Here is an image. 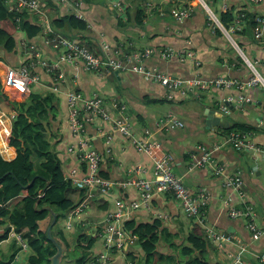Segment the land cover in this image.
Masks as SVG:
<instances>
[{
	"label": "built area",
	"instance_id": "2783aa9c",
	"mask_svg": "<svg viewBox=\"0 0 264 264\" xmlns=\"http://www.w3.org/2000/svg\"><path fill=\"white\" fill-rule=\"evenodd\" d=\"M2 1L10 12L28 13L48 21V27L39 34L41 45L26 37L18 41L16 50L20 61L16 66L7 65L0 80L3 92L11 101L15 102L20 97L24 102L46 85L50 93L66 102L67 122L73 136V142L67 147L66 153L74 156L80 167L68 169L65 181L78 190L81 196L76 207L64 219L65 231L73 234L79 229L78 234L95 236L96 241L89 250V263L111 264L116 255H121L128 260L127 264H140L134 256L138 239L127 232L125 222L138 210H150L156 195L170 194L180 204L185 216L202 228L208 241L219 249L237 246L240 251H228L229 260L232 264H244L248 245L235 234L220 231L211 224L207 210L218 197L222 209L226 210L231 219L245 222L254 241L264 238V219L246 189L243 173L230 172L217 158V153L229 144L238 153L247 152L252 155L253 173L261 171L264 165V144L256 141L257 128L233 130L222 143L216 141L213 145H198L189 154V172L199 169L210 171L213 176L221 178V191L217 194L209 188L191 190L185 185V177L175 173L171 154L155 138L154 132L144 129L142 136L136 133L131 108L126 100L117 96L109 97L99 91L88 94L81 88L80 81L82 73L98 77L135 74L145 82L162 85L168 92L169 100H175L178 95L189 97L190 94L196 99H202L203 94L212 91H230L229 95L220 99L215 113L224 118L231 116L234 112L231 106L235 110L244 111L247 106L257 103L255 94L264 91V0H143L141 7L151 17L156 12L165 15L170 11L183 47L179 49L168 46L160 51L149 47L131 53H126L123 46H114L104 34L98 40L99 48L93 49L89 45L90 40L84 35H63L52 26L50 13L59 8H66V14L89 24L87 5L91 3L87 0ZM105 1L118 12L126 14L128 4L125 0ZM198 9L207 17L209 32L213 36L222 37L226 43L223 66L229 72H246L244 77L228 74L205 77L200 72L202 61L198 57L196 44L189 35H184L185 23ZM225 16L230 17V20L222 21ZM41 46L51 48L55 58L45 56ZM155 55L168 62L191 65L195 69L193 76L183 78L158 67H150L148 60ZM0 63L4 62L0 60ZM260 108L264 117V106ZM16 117L17 113L13 110L9 113L0 109V118L10 124V130L6 131L9 143ZM156 125L155 132H170L174 128L185 127L175 112L159 119ZM89 127L96 128L105 137L104 153L99 152L93 139L88 137ZM117 135L130 140L139 153L149 156L153 163L152 179L147 178L148 170L141 164L128 168L127 179L121 183L103 177L102 164L106 158L115 155ZM130 188L137 194L135 199L128 202L123 197L115 198L112 208L100 221L85 217L96 202L106 201L110 204L114 193ZM39 197L43 198L44 194ZM159 218L168 219L165 215ZM11 229L15 232L21 251L31 250L23 232H17L14 226ZM258 260L264 264V253L258 256Z\"/></svg>",
	"mask_w": 264,
	"mask_h": 264
},
{
	"label": "crops",
	"instance_id": "0c3cea01",
	"mask_svg": "<svg viewBox=\"0 0 264 264\" xmlns=\"http://www.w3.org/2000/svg\"><path fill=\"white\" fill-rule=\"evenodd\" d=\"M93 3L87 5L88 17L90 22L88 28L84 31H71L68 28L60 31L63 35H76L77 33L84 35L90 40L89 45L93 49H98V40L101 34H104L107 39L114 46H123V50L126 53L135 51L145 50L146 48L153 47L155 50L160 51L165 47L172 46L175 48H182L183 42L177 34V26L172 18V15L167 12L165 15L154 13L151 17L142 7L143 0H125L128 4V9L125 13H120L115 10L105 0H92ZM172 5V4H171ZM170 7V6H169ZM139 8L144 10L142 20L138 23L140 15ZM168 8L165 9L167 11ZM66 8H59L57 11L50 13L51 22L57 17L66 15ZM68 15V14H67ZM35 20H39L42 24L43 30L48 27V22L44 18L38 16L34 17ZM44 19V21H43ZM138 19V20H137ZM128 20V21H127ZM36 23V22H35ZM207 17L205 13L198 9L192 18H190L184 25V35H189L195 42L198 57L202 61V68L200 72L205 77L219 76L222 74H228L235 77H244L246 72H229L227 68L223 66V58L226 52V43L222 37L213 36L207 26ZM25 34L21 33L18 37V41L25 38ZM17 38V37H16ZM31 41L40 42L41 35L35 37ZM45 56L55 58L51 48L41 46ZM0 60L4 63H0V78L4 74V70L7 65L16 66L20 61V55L17 50L13 53L0 52ZM150 67H158L165 72L172 73L175 76L190 78L193 76L195 69L191 65L179 64L177 62H168L162 60L158 55L151 57L148 60ZM39 72H42L39 70ZM114 81H117V85H114ZM81 88L91 94L95 91H99L103 95L112 97L117 96L121 99L126 100L131 108L133 115V124L136 133L142 136L144 129H150L154 132L156 139L161 141L165 146L168 153L171 154L174 162V170L178 176H184V182H189L185 185L191 190H198L200 188H209L214 193L221 191V178H217L206 169H199L195 172H189V154L194 152L196 147L200 144L213 145L216 141L222 143L228 133L221 132L220 130H226L224 127H214L212 134H208V139L199 141L196 144L191 143L188 140V135H180L174 128L170 132H155L156 123L159 119L165 117L159 113H149L147 106L149 104H167L171 103L172 100L167 99V90L158 83L145 82L141 77L135 74H120L111 77H98L94 74H81ZM121 90V92H120ZM36 93L48 94L49 86H42ZM230 91L216 92L212 91L203 96H210V102L208 111H213L216 116L215 110L219 107L220 99L224 96L229 95ZM202 96V98H203ZM257 97V103L249 105L244 111L234 110L231 116L225 119L230 122V127L236 123H246L257 129L256 141L264 144V117L260 107L264 106V91H260L255 94ZM196 99L192 94L189 97H182L181 103L187 99ZM16 98V101H21ZM59 100V112L56 119L52 118L51 124L47 129V136L50 140L55 137L54 149L58 152L64 171L67 172L70 168L80 167L75 157L67 154L66 150L69 145L73 142V136L68 126V109L64 99L58 98ZM151 100H158L161 103H150ZM202 100V99H197ZM23 102V99H22ZM173 104V103H171ZM10 113L11 108L2 105ZM174 110V109H173ZM170 110L169 113L175 112ZM203 111L200 114L197 111H191L188 116L178 117L185 123V127L182 129H190V136H197L199 133H203L204 130H208L204 123L205 113ZM168 113V114H169ZM167 114V115H168ZM202 124L199 127V124ZM110 129V128H109ZM218 129V131H217ZM209 130V131H210ZM220 131V132H219ZM219 132V133H218ZM53 134V137H52ZM216 134L221 135V140L216 138ZM88 137L93 139L95 148L101 152H105V137L94 127H89L87 130ZM173 139L171 145L165 141V136ZM10 152L4 153L0 149L2 157L7 161H13L18 156L17 149L8 144ZM217 158L219 162L225 165L230 172L241 171L243 173L246 189L252 201L255 203L261 218L264 219V165L261 171L257 173L252 172V155L250 153H238L229 144L225 145L218 153ZM138 164L145 166L148 170L147 178H153V163L149 156L139 153L133 146L130 140L123 136L117 135L115 138V155L112 158H106L102 164L101 174L109 175L112 180L117 183H121L127 179L126 170L134 167ZM67 196L74 202H77L81 196L80 192L75 188H70L67 191ZM117 197H123L128 202L135 199L137 194L133 188H130L124 192L117 191L114 193V197L111 198L112 204L114 199ZM106 201H98L92 205L89 212L85 215L88 220L100 221L102 220L107 210H102L100 207ZM109 208V209H111ZM47 209H51L58 214L55 207L48 206ZM208 219L211 224L217 227L220 231H227L235 234L245 244L246 255L244 264H260L258 256L264 253V238L259 241H254L251 233L247 230L246 224L240 219H231L226 210L222 209L221 200L217 197L211 206L208 208ZM165 215L168 219L159 218V216ZM59 216V214H58ZM52 218V213L49 216ZM130 219L137 221L138 223H154L156 220H160L162 223L161 235L162 240L159 243V252L162 255L161 264H170L172 259L179 262H186L191 264L192 260L189 257L183 258L180 249L183 246L188 245V237L194 233L197 229L202 228L196 224L193 220L188 219L182 211L180 204L170 194H158L154 197L152 202V208L150 210L141 209L134 212ZM158 220V221H159ZM59 222V221H58ZM57 222V223H58ZM59 224H55L52 228V232L58 234L56 238L60 240ZM6 226H0V234L4 233ZM40 230L42 231L41 227ZM67 241L71 247L67 251H71L76 245L75 240L77 236L69 234L67 231L64 232ZM206 237V236H205ZM173 239L172 243L169 241ZM207 240V239H206ZM64 241V240H63ZM208 241V240H207ZM65 242V241H64ZM209 242L208 250V264H232L228 257V251H240L237 246H229L226 249H219L213 242ZM66 243V242H65ZM170 244H176L177 249L173 250L170 248ZM67 245V244H66ZM68 247V245H67ZM134 256L139 260L140 264L144 261V252L141 247L135 244ZM67 253V252H66ZM65 253V254H66ZM88 254L90 252L88 251ZM33 255V251L29 250L21 251L15 232L9 233L8 237L0 242V261H4L6 264H29V258ZM90 255H88V259ZM128 260L121 255H116L113 258L111 264H127ZM62 264H75L73 259H65ZM85 264H90L89 260Z\"/></svg>",
	"mask_w": 264,
	"mask_h": 264
},
{
	"label": "trees",
	"instance_id": "16d2710c",
	"mask_svg": "<svg viewBox=\"0 0 264 264\" xmlns=\"http://www.w3.org/2000/svg\"><path fill=\"white\" fill-rule=\"evenodd\" d=\"M87 2L93 3L92 0ZM143 14L144 10L139 8L138 23L145 16ZM34 17L28 13L10 12L0 0V52L13 53L21 33L31 41L43 32L42 24ZM224 20L228 21L230 17H222V21ZM52 26L59 31L64 28L84 31L88 28V23L66 14L54 19ZM0 102L16 112L18 117L13 122L10 140V145L17 149L18 156L13 161H7L0 153V226H6L4 233L0 234V242L8 237L11 226H14L17 232H23L33 251L29 264H50L57 248L40 230V222L49 216L48 206L55 207L59 214L58 221H61L77 205L67 196V191L73 187L65 181L66 172L62 160L47 136L52 118L56 119L59 112V100L52 93H32L24 102L11 101L3 92L0 80ZM160 102L163 100L150 101ZM252 129L253 126L246 123H236L226 132ZM103 177L111 179L106 174ZM41 194H44L43 198L39 197ZM110 207L109 203H104L100 208L109 210ZM158 220L154 223H138L129 218L125 222L127 232L137 237L136 245L144 252L143 264H161L163 259L158 247L162 240L161 231L164 229L160 231L162 223ZM58 228L61 239L70 249L64 230L60 226ZM95 241V236L80 233L75 240V247L67 251L65 259H73L75 264H85L89 260L88 251ZM187 241L189 244L180 249L183 258L189 257L191 264H208L209 242L204 231L197 229ZM172 242L173 239L169 241ZM170 248L176 250L177 245L170 244ZM78 252L82 253V257H76ZM170 261V264H187L174 259ZM0 264L6 263L0 261Z\"/></svg>",
	"mask_w": 264,
	"mask_h": 264
},
{
	"label": "rangeland",
	"instance_id": "374dc122",
	"mask_svg": "<svg viewBox=\"0 0 264 264\" xmlns=\"http://www.w3.org/2000/svg\"><path fill=\"white\" fill-rule=\"evenodd\" d=\"M194 5H196V3H194ZM113 84L114 85H117V81H114ZM120 92H121V90H120ZM209 97L210 96L205 95V96H203L202 100H197V99H194L193 98V99H187L185 102H182L181 103L182 97L180 95H178V97L175 100H172L171 101V103H173V104H171V103H167V104H156V105L155 104H149L147 106V111L149 113H155V114L159 113L162 116H166L169 113V111L170 110H173V109H174L173 111L177 112L179 116L180 115L181 116H188V114L191 111H197L200 114H202L203 111H208L209 104H207V103L210 102V99H208ZM20 100L21 101H19V102H22V99H20ZM0 105L1 106L2 105L4 106V104L1 103V102H0ZM1 106H0V109L1 110L3 109L5 111H7L6 108H3ZM9 126H10V124H9ZM201 126H202V124L200 123L199 124V127H201ZM217 131H218V129H217ZM220 131L221 132H224V133H227L226 131H228V130H220ZM174 132H177L180 135H188L187 136L188 137V140H190L191 143L196 144L199 141H203V140L208 139V134H212L213 133V130H210V131L209 130H204V132L202 134L199 133L197 136H190V133H191L190 132V129H180V130H175ZM164 136H165V141L168 143V145H171L172 142H173V139L168 138L166 135H164ZM52 137H53V134H52ZM221 137H222L221 135L216 134V138H218L219 140H221ZM54 139H55V137L52 140H50V141L55 144V140ZM188 182L189 181L186 180L185 183L187 184ZM58 224H59V226L65 232V220L63 219V220L59 221ZM78 231H79V229H77L73 234L75 236H77L78 235ZM69 234H71V233H69ZM76 257H82V253L81 252L76 253Z\"/></svg>",
	"mask_w": 264,
	"mask_h": 264
},
{
	"label": "water",
	"instance_id": "95a60500",
	"mask_svg": "<svg viewBox=\"0 0 264 264\" xmlns=\"http://www.w3.org/2000/svg\"><path fill=\"white\" fill-rule=\"evenodd\" d=\"M232 110H235L233 106H231ZM237 112V110H236ZM204 123L207 126V129L210 130L214 127H224L226 130L230 129V122L226 120L224 117L216 116L214 112L208 111L205 113ZM18 120V117L15 118L14 122ZM52 213L53 220L47 217L45 220L40 222V227L42 232H44L48 239L55 245L57 248L56 254L51 258L50 264H62V261L65 258V253L68 250L66 243L59 238H56L58 234L52 232V228L58 222V214L51 209H48Z\"/></svg>",
	"mask_w": 264,
	"mask_h": 264
},
{
	"label": "bare ground",
	"instance_id": "6f19581e",
	"mask_svg": "<svg viewBox=\"0 0 264 264\" xmlns=\"http://www.w3.org/2000/svg\"><path fill=\"white\" fill-rule=\"evenodd\" d=\"M7 130H10L9 123L7 121L2 120V118H0V149L4 153H7V152L9 153L11 151L8 146L9 141L6 136Z\"/></svg>",
	"mask_w": 264,
	"mask_h": 264
},
{
	"label": "clouds",
	"instance_id": "9594fccd",
	"mask_svg": "<svg viewBox=\"0 0 264 264\" xmlns=\"http://www.w3.org/2000/svg\"><path fill=\"white\" fill-rule=\"evenodd\" d=\"M16 102V101H15Z\"/></svg>",
	"mask_w": 264,
	"mask_h": 264
}]
</instances>
